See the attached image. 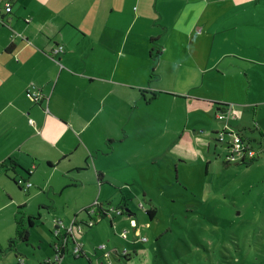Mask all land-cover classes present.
I'll use <instances>...</instances> for the list:
<instances>
[{
  "label": "crops",
  "instance_id": "0c3cea01",
  "mask_svg": "<svg viewBox=\"0 0 264 264\" xmlns=\"http://www.w3.org/2000/svg\"><path fill=\"white\" fill-rule=\"evenodd\" d=\"M0 17V249L19 207L33 225L61 224L59 235L83 242L74 224L85 223L84 210L107 216L118 193L113 210L125 215H111L130 221L135 247L139 222L125 193H138V177L203 160L196 149L208 142L196 135L217 134L212 103L238 116L264 109V90L260 101L251 89L264 83V0H0ZM97 223L103 243L110 235ZM79 246L78 258L103 264Z\"/></svg>",
  "mask_w": 264,
  "mask_h": 264
},
{
  "label": "rangeland",
  "instance_id": "374dc122",
  "mask_svg": "<svg viewBox=\"0 0 264 264\" xmlns=\"http://www.w3.org/2000/svg\"><path fill=\"white\" fill-rule=\"evenodd\" d=\"M261 84L264 86V83ZM261 84L251 88L254 91L252 99H263L261 90L264 88ZM242 100L247 101L248 97L244 95ZM254 110L255 107H252L243 116H238L234 108L230 123L242 126L241 129L226 127V120L215 121L210 117V124L217 132L214 139L208 135L210 131L196 135L199 142H208V148L196 149L203 160L200 158L188 164L182 163L184 167L179 171L171 164H168L169 169L156 164L159 173L154 179L145 180L151 175L148 171L142 178L138 177L133 186L138 193H125L127 208L135 214L133 219L139 222L135 232L139 240L135 247H131V239H126L129 233L128 236L132 237L130 221L111 215L113 208L121 202L119 193L113 199L112 206L105 207L109 208L107 217L99 221L110 235L109 240L103 243L99 241L97 223L92 229L85 230L84 227L73 231V236L78 232L76 239L83 241H74L75 245L84 244L89 257H92L95 249V255L103 264H107L106 261L124 264L116 257L109 260L105 252L99 250L101 245L113 248V244L121 252H129L128 264H264V109L258 115L254 114ZM236 134L246 141L252 139L256 161L239 166L223 164L226 155L231 153L229 146ZM234 154L241 156L240 153ZM182 170L185 172L182 173ZM142 184L145 189L140 188ZM143 190L146 191L145 195ZM148 209H155L152 219L145 214ZM60 215V211L55 213L57 218H61ZM107 218H114L124 226L116 231L109 227ZM34 222V225L27 227V243L16 242L9 252L6 251L7 246L1 248L0 264H39L46 258L55 264H86L85 258L73 260L67 252L55 262L57 256L51 248L53 241H56L54 226L60 230L63 226L53 222L41 224L39 219ZM124 228L128 234H123ZM142 237L146 240L142 241Z\"/></svg>",
  "mask_w": 264,
  "mask_h": 264
},
{
  "label": "built area",
  "instance_id": "2783aa9c",
  "mask_svg": "<svg viewBox=\"0 0 264 264\" xmlns=\"http://www.w3.org/2000/svg\"><path fill=\"white\" fill-rule=\"evenodd\" d=\"M4 10L9 13L11 11V6L9 3H5L4 5ZM0 21L2 22L1 20V17H0ZM54 52H58V53H62L63 52V47L62 46H57L54 50ZM31 97V99H33V101L37 102L38 101V97L34 94L32 95H29ZM234 116V113L233 111L231 110L230 107H228L226 113L224 114H221V113H218L216 118L219 120V121H224V120H229L230 117ZM29 124L30 125H33V121L32 120H29ZM229 149H231V153L230 155H226V160L227 161H230V162H240V159L244 158L246 162H252L253 160L257 159V156H256V151L252 148L251 144L244 140L241 136H239L238 134L234 135V139L232 140V142L230 143V146H229ZM234 153H240L241 156L240 157H236ZM32 171H28V173L30 174ZM17 185H21V184H24L27 188H30L32 186V184L30 182H28L27 180L23 179V178H20L19 180H17L16 182ZM114 213L116 214H121L123 213V210L121 209H114L113 210ZM92 220V219H91ZM90 221V223H85L87 226H91L93 224V221ZM75 228L79 229V228H82L81 226L79 225H75ZM56 232L54 233L53 232V235L54 236H57L58 239H61L62 241V244H61V247H64V244L66 242V237H63L61 235H59V229H55ZM68 230H71L70 228ZM126 233V230L123 231V234ZM72 234V232H71ZM70 236V235H68ZM72 238V237H71ZM73 239V238H72ZM145 240V239H144ZM74 241V240H73ZM105 246L104 245H101L99 247V250H104ZM80 246H75L71 251V254H73L74 256H79L80 255ZM64 253V252H62ZM111 252H108L106 253V257L108 258L110 256ZM122 254H125V252H123ZM54 255H56V259H55V262H57L61 257V253H55ZM48 262V263H47ZM42 264H55L53 262H50V260H45ZM107 264H111V262H108Z\"/></svg>",
  "mask_w": 264,
  "mask_h": 264
},
{
  "label": "trees",
  "instance_id": "16d2710c",
  "mask_svg": "<svg viewBox=\"0 0 264 264\" xmlns=\"http://www.w3.org/2000/svg\"><path fill=\"white\" fill-rule=\"evenodd\" d=\"M217 109H219L220 113L221 114H224L226 113L227 109H228V105L227 104H220V103H212ZM218 120V119H217ZM214 133H212L211 136H213ZM249 142V141H248ZM250 143V142H249ZM251 144V143H250ZM254 161V160H253ZM256 161V160H255ZM224 165H229V164H234L236 166H239V165H244L246 164V161L244 158L240 159V162H230V161H227L223 163ZM84 212L88 215L89 212L84 210ZM100 214V215H99ZM97 214V216H95L97 219V221H93V224L91 226H87L86 224L84 225L85 228H91L93 226H95L97 224V222H99L102 217H107L105 215V212H102ZM123 213L119 214V215H122ZM145 214L150 218L152 219L155 215V209H148L145 211ZM16 219H15V235L12 239H10L8 241V244H7V249H11L12 246L16 243V242H23V243H27L28 240H29V233H28V230H27V227H30L33 225V217H30V216H24L23 214V211H22V207H19L18 211H17V215H16ZM55 229H57V227H55ZM54 238L58 239L57 236H54ZM68 245H71V248L73 249L76 245H75V242L73 241V239L71 238V236H68L66 237V242L64 244V247H63V251L66 253L67 252V247ZM0 251H2L0 249ZM54 253V252H53ZM80 254L81 251H80ZM111 256H109V259H112L113 257H116L117 260L118 258H121L123 261H126V259L129 257V255L127 253L125 254H122V253H119V251L116 249V252L115 253H111L110 254ZM71 258L74 260V259H77L78 256H74L73 254H70ZM112 262V261H110ZM48 263V262H47Z\"/></svg>",
  "mask_w": 264,
  "mask_h": 264
},
{
  "label": "flooded vegetation",
  "instance_id": "af4514ba",
  "mask_svg": "<svg viewBox=\"0 0 264 264\" xmlns=\"http://www.w3.org/2000/svg\"><path fill=\"white\" fill-rule=\"evenodd\" d=\"M91 218L92 220L91 221H97L98 218H96L95 216H93V214H91ZM105 217H102V219H104ZM85 223H90L89 220H86ZM56 239V238H55ZM61 244H62V241L61 239L57 240L56 241H53V244H52V251L55 253H62L64 252L63 251V247H61ZM65 253V252H64ZM23 261L21 260L20 263H22Z\"/></svg>",
  "mask_w": 264,
  "mask_h": 264
},
{
  "label": "water",
  "instance_id": "95a60500",
  "mask_svg": "<svg viewBox=\"0 0 264 264\" xmlns=\"http://www.w3.org/2000/svg\"><path fill=\"white\" fill-rule=\"evenodd\" d=\"M126 211H127V210H126ZM127 212H128V211H127ZM86 217H87V219H86V220H91V219H92V218H91V214H90V213L88 214V216L86 215ZM81 224H82V226H81V227H82V228H84V227H85V226H84V225H85V223H81Z\"/></svg>",
  "mask_w": 264,
  "mask_h": 264
}]
</instances>
